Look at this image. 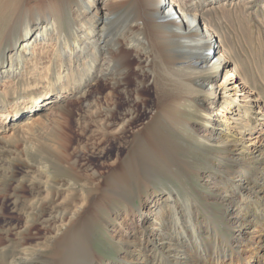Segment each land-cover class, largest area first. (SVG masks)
I'll return each mask as SVG.
<instances>
[{
  "label": "bare ground",
  "instance_id": "6f19581e",
  "mask_svg": "<svg viewBox=\"0 0 264 264\" xmlns=\"http://www.w3.org/2000/svg\"><path fill=\"white\" fill-rule=\"evenodd\" d=\"M241 1L2 0L0 130L26 106L12 105V85L22 87L15 97L39 105L68 90L83 98L105 84L108 124L100 123L99 136L122 142L109 168L89 177L71 162L72 135L60 136L50 154L58 163L51 161L44 173L49 186L74 195L58 205L59 225L33 249L32 264L46 250L51 264L100 263L93 247L95 208L114 201L103 229L121 251L111 264H264V78L255 66L263 56L243 60L249 44L238 53L227 35L244 30L250 38L246 27L222 21L230 14L225 5ZM121 93L129 104L124 113ZM49 103L61 107L57 100L42 106ZM140 105L149 106L141 121ZM192 154L213 162L200 177L227 207L232 240L205 212L202 231L200 199L188 181L194 164L186 156ZM65 163L67 176L57 181L52 171ZM252 235L258 243L249 244Z\"/></svg>",
  "mask_w": 264,
  "mask_h": 264
},
{
  "label": "rangeland",
  "instance_id": "374dc122",
  "mask_svg": "<svg viewBox=\"0 0 264 264\" xmlns=\"http://www.w3.org/2000/svg\"><path fill=\"white\" fill-rule=\"evenodd\" d=\"M30 1L32 2V0ZM1 2L2 0H0ZM263 5V0H242L234 7L226 4L225 6L230 10L228 16L230 20L223 19L222 21H227L224 26H231L234 29H238L241 26L246 27L250 38L245 35L244 30L237 32L238 35L234 32H229L227 36L234 43L231 45L232 49L238 51V53H242L241 50H243L240 45L245 47V42L249 44V49L245 47L248 53L240 56L243 60L256 61L255 57L263 56L262 61L258 62L257 59L255 66L258 67L257 73L262 72L264 78ZM219 31L223 34L222 32L225 33L226 29L221 28ZM250 39L252 44L248 41ZM255 49H259V53L252 51ZM233 68L234 65L231 64L230 72H232ZM156 71L159 70L156 68ZM215 73H217V68ZM254 74L256 73L254 72ZM18 86L19 84L12 85L10 89H7L9 94L12 95L10 102L13 103H11L12 105L18 103V106L19 103L26 102L25 109L13 116H9L7 119V124L9 123L8 129L6 131L0 130V264H32V251L41 249L46 239L51 236L50 230L56 224L57 226L59 225V223H56L58 221L57 214L62 210V206L58 205L64 202L65 197L66 199H71L74 195L59 189L57 186H49L47 183L49 177L44 173V166H49L52 163L51 161H56L50 154L51 150L60 147L61 142L58 140H60L62 134L72 135L73 138L68 149L73 158L71 162L76 161L82 169V173L90 175L89 177H92L95 171H105L109 168L117 147L122 143L121 141L113 142L109 135L99 136V132H102L100 123L108 124L109 85L102 84L97 88L93 87L92 92L83 98H78V96L71 93V90H68L61 94L58 92V94L51 95L52 99L43 102V104H46L47 101L53 102L57 100V104L61 105V107H54L55 105L50 103L47 104L48 106H42L43 104L41 103L34 105L31 98L24 100V98L20 99L19 96L15 97V94H17L15 92L22 88ZM131 88H135L134 84ZM149 91L147 96L151 100L150 105L152 106L155 91L152 88ZM34 95L38 96L37 93ZM59 95L60 98L58 99ZM132 99H135L134 92L132 93ZM128 108L127 99L121 93L120 112L124 113ZM139 110L140 116L138 120L141 121L146 116L145 114L149 112V106L144 108L140 105ZM2 113L1 111L0 121L2 120ZM62 143L65 144L64 142ZM186 157L194 164L192 170L194 174L188 181H190V186L195 189L196 198L200 199L199 207L202 211L200 226L202 231L205 232L207 227L204 222V219H207L203 214L205 212L214 217V219L210 218V220L214 223L216 222L215 224L218 223L215 227L219 229L220 235L223 237L227 235V238L232 240L234 231L232 232L229 227L225 226L227 207L214 199V190L208 191L207 183L202 176L200 177V175L210 171L213 167V162H210L208 155L196 156V154H192ZM63 167H68V165L65 163L62 167L56 166V169L52 171L56 177L54 179L60 180V182L67 176ZM164 186L161 183L159 184V188ZM182 187L180 185V188ZM189 195L190 197L193 196L191 193ZM207 195L209 196L208 198H206ZM78 199L79 201L81 199L80 193ZM34 202L39 203L38 208H33ZM117 204L118 202L114 201L111 204H101L99 205L100 208H95L99 223L97 222L96 224V237L94 238L93 247L97 255L103 258L98 264H111L121 253L120 249L119 251L115 249V242L110 240L107 233L103 230L106 223L105 220L108 221L112 217V206L114 207ZM54 206L57 208L56 211ZM209 217L211 216L209 215ZM259 229L260 227H257V230ZM250 237L254 239L252 241V238H250L252 242L249 244L259 242L258 237L256 239L253 235ZM206 239L207 237L205 236L203 238L204 243ZM263 255L264 253L259 251V257L263 258ZM36 257L34 264H51L47 250L38 253ZM198 264H201V262Z\"/></svg>",
  "mask_w": 264,
  "mask_h": 264
}]
</instances>
